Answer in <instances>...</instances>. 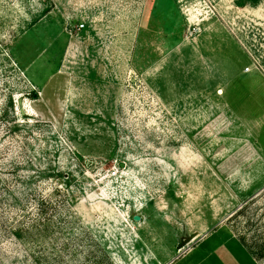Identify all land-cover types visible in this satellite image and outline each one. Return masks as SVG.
Returning a JSON list of instances; mask_svg holds the SVG:
<instances>
[{"label": "rangeland", "instance_id": "1", "mask_svg": "<svg viewBox=\"0 0 264 264\" xmlns=\"http://www.w3.org/2000/svg\"><path fill=\"white\" fill-rule=\"evenodd\" d=\"M223 228L264 264V0H0V264Z\"/></svg>", "mask_w": 264, "mask_h": 264}, {"label": "crops", "instance_id": "2", "mask_svg": "<svg viewBox=\"0 0 264 264\" xmlns=\"http://www.w3.org/2000/svg\"><path fill=\"white\" fill-rule=\"evenodd\" d=\"M191 243H194L191 248L174 258L172 264H260L226 228L216 229ZM202 244L205 245L204 252L194 254L195 249Z\"/></svg>", "mask_w": 264, "mask_h": 264}, {"label": "trees", "instance_id": "3", "mask_svg": "<svg viewBox=\"0 0 264 264\" xmlns=\"http://www.w3.org/2000/svg\"><path fill=\"white\" fill-rule=\"evenodd\" d=\"M39 201H40V203H39L38 210H39V212H40L41 215H45L47 213V211L50 209L51 203H50V201L46 200L42 196L39 199Z\"/></svg>", "mask_w": 264, "mask_h": 264}, {"label": "water", "instance_id": "4", "mask_svg": "<svg viewBox=\"0 0 264 264\" xmlns=\"http://www.w3.org/2000/svg\"><path fill=\"white\" fill-rule=\"evenodd\" d=\"M18 103L21 104V101L19 100ZM132 219H133L134 221H140V220H141V217L138 216V215H134V216L132 217ZM193 239H194V235L189 236V237H188L187 239H185L181 244L178 245V248L180 249V248L183 247V245H186V244L191 243V242L193 241Z\"/></svg>", "mask_w": 264, "mask_h": 264}]
</instances>
